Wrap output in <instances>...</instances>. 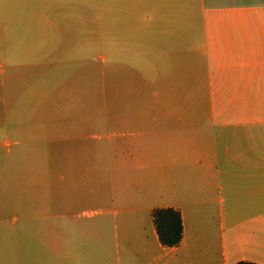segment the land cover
Instances as JSON below:
<instances>
[{
    "label": "crops",
    "instance_id": "1",
    "mask_svg": "<svg viewBox=\"0 0 264 264\" xmlns=\"http://www.w3.org/2000/svg\"><path fill=\"white\" fill-rule=\"evenodd\" d=\"M197 52L213 84L189 93ZM0 71L12 141L67 151L37 171L51 188L20 196L21 262L109 264L113 247L115 264H264V0H0ZM93 97L111 130L88 127ZM166 206L175 245L151 217Z\"/></svg>",
    "mask_w": 264,
    "mask_h": 264
},
{
    "label": "rangeland",
    "instance_id": "2",
    "mask_svg": "<svg viewBox=\"0 0 264 264\" xmlns=\"http://www.w3.org/2000/svg\"><path fill=\"white\" fill-rule=\"evenodd\" d=\"M208 55V54H207ZM207 55L203 52L197 53H189L187 55V61L189 64L188 69V90L189 93L193 92L192 78H198L197 81L204 82L202 88L206 92V89H209L207 86V82L209 84H213V65L210 60L207 59ZM206 58V59H205ZM209 62L207 65L210 68L211 73L209 78V72L207 69H201L199 67V61ZM99 60H93L92 65H99ZM206 68V67H205ZM7 71H0V80L2 81L3 76ZM106 71H101L100 69H94L91 71V79L93 81H98L100 76ZM109 74V79L111 78V73H115L117 71H107ZM118 73L123 74L122 76L125 78L127 75H130L131 71H118ZM78 73H73L76 76ZM196 75V77H194ZM211 87V86H210ZM213 88V87H211ZM122 90V89H121ZM214 92V91H213ZM3 93V85L0 84V96ZM198 93H203L200 90ZM195 94V93H194ZM205 94V93H203ZM108 105L106 110L108 111L110 116H114V112L116 110V93L115 90L109 92L108 96ZM116 97V98H115ZM96 104L100 105V101L97 97L91 99L90 106L86 107L87 111L91 113L92 122L91 125H88L91 132H105L106 129L109 128L111 130L114 128V118L105 120L103 118L102 124L100 123V112L101 107L98 109ZM66 105L63 101L60 102L55 108V112L63 113L66 110ZM106 107V106H105ZM31 106H26L25 110H30ZM98 109V110H97ZM4 110L3 101H0V264H25L21 262L23 256L28 255V250H24L20 253V244H21V231H20V217L22 215V207H21V195H26L28 192H36L38 190H44L51 188V182H43L38 180L39 174L42 173V164L48 158L58 156L66 157V150L55 149L54 151H50L49 149H45L43 147H38V144L33 141H12L16 136L13 131H5L3 128V118L2 112ZM22 110V109H21ZM100 110V111H99ZM105 112V110L103 111ZM106 113V112H105ZM104 113V115H105ZM92 144L94 147L100 143V140L91 138ZM98 154V149L94 151ZM38 171V172H37ZM53 184V183H52ZM65 184V182H63ZM114 182L107 183V187L109 192L114 191ZM94 185V183H93ZM93 188H95L93 186ZM108 208V217L116 218L118 213H116V204L112 199L108 200L107 203ZM13 216V217H12ZM111 223L109 222V237H114L113 232L117 233L118 236H121L122 229L119 226L117 229L115 227L111 228ZM129 232H133L132 228L128 229ZM22 238V243H23ZM109 255H112V258H109V264H115V251L114 248L109 247ZM26 257H24L25 261ZM214 264H220V262L214 261Z\"/></svg>",
    "mask_w": 264,
    "mask_h": 264
},
{
    "label": "trees",
    "instance_id": "3",
    "mask_svg": "<svg viewBox=\"0 0 264 264\" xmlns=\"http://www.w3.org/2000/svg\"><path fill=\"white\" fill-rule=\"evenodd\" d=\"M151 217L157 237L161 244L175 245L181 237V218L176 208L155 207L151 210ZM235 264H250L237 262Z\"/></svg>",
    "mask_w": 264,
    "mask_h": 264
}]
</instances>
